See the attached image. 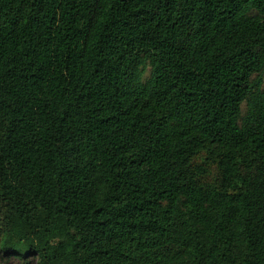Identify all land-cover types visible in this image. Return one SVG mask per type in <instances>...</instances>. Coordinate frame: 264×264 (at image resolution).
<instances>
[{"label":"trees","instance_id":"obj_1","mask_svg":"<svg viewBox=\"0 0 264 264\" xmlns=\"http://www.w3.org/2000/svg\"><path fill=\"white\" fill-rule=\"evenodd\" d=\"M264 264V0H0V264Z\"/></svg>","mask_w":264,"mask_h":264},{"label":"rangeland","instance_id":"obj_2","mask_svg":"<svg viewBox=\"0 0 264 264\" xmlns=\"http://www.w3.org/2000/svg\"><path fill=\"white\" fill-rule=\"evenodd\" d=\"M1 264H21L19 261H11L9 263L3 262Z\"/></svg>","mask_w":264,"mask_h":264}]
</instances>
